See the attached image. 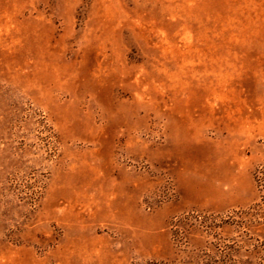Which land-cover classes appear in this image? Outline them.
<instances>
[{
	"label": "rangeland",
	"instance_id": "obj_1",
	"mask_svg": "<svg viewBox=\"0 0 264 264\" xmlns=\"http://www.w3.org/2000/svg\"><path fill=\"white\" fill-rule=\"evenodd\" d=\"M0 264H264V0H0Z\"/></svg>",
	"mask_w": 264,
	"mask_h": 264
}]
</instances>
